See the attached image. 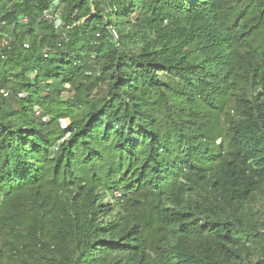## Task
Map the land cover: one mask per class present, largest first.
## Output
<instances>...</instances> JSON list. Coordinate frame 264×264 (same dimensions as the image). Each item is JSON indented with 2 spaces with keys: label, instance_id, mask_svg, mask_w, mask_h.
I'll return each instance as SVG.
<instances>
[{
  "label": "trees",
  "instance_id": "1",
  "mask_svg": "<svg viewBox=\"0 0 264 264\" xmlns=\"http://www.w3.org/2000/svg\"><path fill=\"white\" fill-rule=\"evenodd\" d=\"M0 91V264H264V0H0Z\"/></svg>",
  "mask_w": 264,
  "mask_h": 264
},
{
  "label": "built area",
  "instance_id": "2",
  "mask_svg": "<svg viewBox=\"0 0 264 264\" xmlns=\"http://www.w3.org/2000/svg\"><path fill=\"white\" fill-rule=\"evenodd\" d=\"M58 15H59L58 13H52L51 10L44 11V13H43L44 19L49 21V22H52L55 29H57L60 26V20L58 19ZM25 47H27V46H25ZM0 94H2V96L4 98L8 97V95H9L8 92H6V91H0ZM34 112H35L36 117L40 118L42 122L48 121V118L46 116H44L39 109H35ZM62 122H64V121H62ZM67 125L68 124L66 122V124L63 125L64 128H66ZM68 136H69V134H66V137H68Z\"/></svg>",
  "mask_w": 264,
  "mask_h": 264
},
{
  "label": "rangeland",
  "instance_id": "3",
  "mask_svg": "<svg viewBox=\"0 0 264 264\" xmlns=\"http://www.w3.org/2000/svg\"><path fill=\"white\" fill-rule=\"evenodd\" d=\"M61 124H62V125H65V124H66V122L64 121V122H62Z\"/></svg>",
  "mask_w": 264,
  "mask_h": 264
},
{
  "label": "clouds",
  "instance_id": "4",
  "mask_svg": "<svg viewBox=\"0 0 264 264\" xmlns=\"http://www.w3.org/2000/svg\"><path fill=\"white\" fill-rule=\"evenodd\" d=\"M37 109V108H36ZM65 122H67L66 120H64Z\"/></svg>",
  "mask_w": 264,
  "mask_h": 264
}]
</instances>
